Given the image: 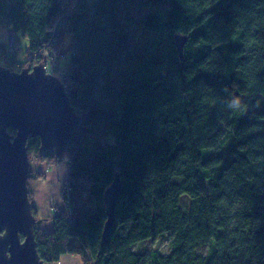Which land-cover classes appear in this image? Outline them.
Returning a JSON list of instances; mask_svg holds the SVG:
<instances>
[{"label": "trees", "instance_id": "1", "mask_svg": "<svg viewBox=\"0 0 264 264\" xmlns=\"http://www.w3.org/2000/svg\"><path fill=\"white\" fill-rule=\"evenodd\" d=\"M140 27L163 39L132 48ZM0 28L28 41L19 70L49 60L41 49L59 60L80 117L56 155L27 139L44 164L68 159L69 194L51 230L34 229L43 262L264 264V0H0ZM175 33L186 35L183 58ZM44 176L36 170L27 186ZM164 234L166 253L134 248Z\"/></svg>", "mask_w": 264, "mask_h": 264}, {"label": "water", "instance_id": "2", "mask_svg": "<svg viewBox=\"0 0 264 264\" xmlns=\"http://www.w3.org/2000/svg\"><path fill=\"white\" fill-rule=\"evenodd\" d=\"M182 57L186 35L174 34ZM80 117L66 85L46 72L44 63L11 70L0 65V264H47L36 251L35 216L28 196L27 139L38 137L40 152H62L77 131ZM13 128L16 133L10 134ZM122 182L116 174L104 190L105 238L114 220Z\"/></svg>", "mask_w": 264, "mask_h": 264}, {"label": "rangeland", "instance_id": "3", "mask_svg": "<svg viewBox=\"0 0 264 264\" xmlns=\"http://www.w3.org/2000/svg\"><path fill=\"white\" fill-rule=\"evenodd\" d=\"M155 9L156 8H154V7H150V9H146V8L133 9L132 10V14H134L135 16L138 17L139 15L145 14V13L150 12L151 10H155ZM143 31L146 32L145 29H143ZM143 31H142L141 27L140 28H135L134 31L132 30V33H131V37H132L131 46H132V48L139 49V48L143 47L145 45V43H147L148 41H151L152 39H156V40H158L159 38L163 39V36H156V35H154L152 33L151 34L148 33V35H146V33H144ZM6 32H7L6 30H4L3 28H0V42H6ZM72 40L73 39H72V37H71V35L69 33L65 34L64 42H63V45H62V49L65 52H69L70 51L69 50V44L72 42ZM18 42H19L18 50L16 51L17 58H20V59L26 58L24 56V52H25V50L28 47V41H27L26 38H24L21 35H19ZM60 58H62L61 60H64L65 56L64 55L60 56ZM41 62L43 63V61H41ZM22 68H23V66L21 67V69ZM29 69H31V68H29ZM14 71H20V70H16L15 69ZM59 71L60 70H58L57 72H59ZM28 156H29V163H30V170H31L30 174H34V172L36 170H39V171H41L44 174V171H42V168H38V167H40L41 164H44L41 161H39L38 153L34 152V153H31V155H28ZM64 161H68V159L65 157L64 160L61 161L60 163H62ZM45 165L47 167H50V165H47V164H45ZM44 178H45V176H44ZM44 178H42V179H44ZM42 179L41 178H36V179H33V180L30 179L31 181L29 180L30 182L28 183L29 188L32 186L31 183L33 181L36 182V180H42ZM64 187H65V184H64V181H63L62 182V187H61V190H60L61 201L63 199V195L62 194H63ZM39 188H40V190L43 189L41 185H39ZM65 190H67L68 194H69V189L66 188ZM88 206H91V205L89 204ZM57 212H58V210L54 211L55 214ZM134 248L136 250L140 249V250H143V251H150V249H156L160 253L161 252L162 253H166L169 250L168 235L164 234V235H160L159 237H156V238H153V239H149V240H146V241H143V242H138V244L134 245ZM205 250H206V246L203 247L202 249H200L201 252H205ZM65 255L73 257L75 259V261H79V264H83L82 255H80V254H72V255L71 254H65ZM68 256H66V257H68ZM63 259H65V258H63ZM59 263L60 262L57 261V262H54L52 264H59ZM64 264H66V263H64ZM67 264H69V263H67Z\"/></svg>", "mask_w": 264, "mask_h": 264}, {"label": "crops", "instance_id": "4", "mask_svg": "<svg viewBox=\"0 0 264 264\" xmlns=\"http://www.w3.org/2000/svg\"><path fill=\"white\" fill-rule=\"evenodd\" d=\"M44 171L45 178L42 180L33 181L32 186L29 188L32 207L35 208V227L43 232H49L52 228V216L54 211L60 209L61 195L60 190L62 182L67 176L68 162L64 161L57 165L47 167L41 164L40 167ZM42 186L40 190L39 185ZM63 256V257H62ZM58 262L59 264H79L73 257L62 255ZM68 256V257H66ZM65 258V259H63ZM65 260V261H64Z\"/></svg>", "mask_w": 264, "mask_h": 264}, {"label": "built area", "instance_id": "5", "mask_svg": "<svg viewBox=\"0 0 264 264\" xmlns=\"http://www.w3.org/2000/svg\"><path fill=\"white\" fill-rule=\"evenodd\" d=\"M6 31H7L6 32L7 46H6V51H5L6 54L0 56V65L6 66V67L12 66L14 69L19 70V67L21 65L20 62L24 60L25 58L20 59V58H17V55H16L17 54L16 51L18 50V44L16 42L17 33L11 29H7ZM41 52L46 54L50 58L49 60L46 59L43 62L46 72L55 74L58 71V68L60 67L61 63L59 62V60H57L53 56V54L51 55L49 52H47L46 49L39 50L38 54H41ZM67 194H68V191L63 190L62 195L63 196L65 195L67 197L68 196Z\"/></svg>", "mask_w": 264, "mask_h": 264}]
</instances>
